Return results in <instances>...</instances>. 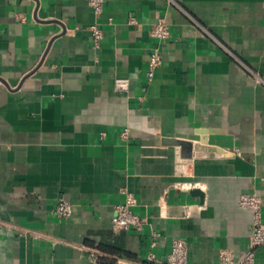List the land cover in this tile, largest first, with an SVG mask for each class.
Wrapping results in <instances>:
<instances>
[{"label": "crops", "instance_id": "0c3cea01", "mask_svg": "<svg viewBox=\"0 0 264 264\" xmlns=\"http://www.w3.org/2000/svg\"><path fill=\"white\" fill-rule=\"evenodd\" d=\"M241 195L264 223V0H0V264H240Z\"/></svg>", "mask_w": 264, "mask_h": 264}, {"label": "built area", "instance_id": "2783aa9c", "mask_svg": "<svg viewBox=\"0 0 264 264\" xmlns=\"http://www.w3.org/2000/svg\"><path fill=\"white\" fill-rule=\"evenodd\" d=\"M93 10L94 14H99L106 0H82ZM150 35L159 41L168 37V30L163 21H158L152 28ZM91 37L94 46H97L102 38L101 30L96 26L91 29ZM161 62V56L157 50H154L149 57L148 67L146 71L147 81L153 78L155 69ZM116 90L125 91L128 87L126 79H117L115 81ZM124 202L114 206V214L110 219V225L113 232H120L130 228L139 229L141 221L138 216L132 212L134 199L128 192H124ZM237 206L241 209L249 210L252 215V233L249 240V251L246 252L240 264H254V251L264 246V223L261 219V202L256 195H241L237 200ZM56 214L60 218L68 219L72 214V206L64 200L58 202L56 206ZM153 258V257H151ZM165 264H187L186 244L181 239H175L171 243L170 251L165 258ZM219 264H228L227 258L223 255Z\"/></svg>", "mask_w": 264, "mask_h": 264}]
</instances>
